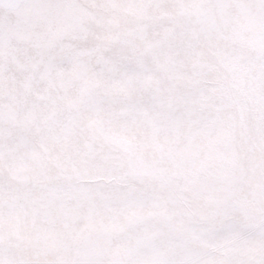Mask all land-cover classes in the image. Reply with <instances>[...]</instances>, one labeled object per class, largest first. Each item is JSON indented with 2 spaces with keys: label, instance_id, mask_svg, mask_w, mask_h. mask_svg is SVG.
Instances as JSON below:
<instances>
[{
  "label": "snow or ice",
  "instance_id": "6c2138e0",
  "mask_svg": "<svg viewBox=\"0 0 264 264\" xmlns=\"http://www.w3.org/2000/svg\"><path fill=\"white\" fill-rule=\"evenodd\" d=\"M0 264H264V0H0Z\"/></svg>",
  "mask_w": 264,
  "mask_h": 264
}]
</instances>
